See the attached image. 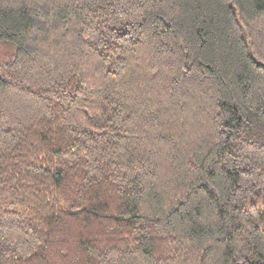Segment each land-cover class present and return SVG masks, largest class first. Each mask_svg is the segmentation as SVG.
Here are the masks:
<instances>
[{
  "label": "trees",
  "instance_id": "obj_1",
  "mask_svg": "<svg viewBox=\"0 0 264 264\" xmlns=\"http://www.w3.org/2000/svg\"><path fill=\"white\" fill-rule=\"evenodd\" d=\"M0 264H264V0H0Z\"/></svg>",
  "mask_w": 264,
  "mask_h": 264
},
{
  "label": "rangeland",
  "instance_id": "obj_2",
  "mask_svg": "<svg viewBox=\"0 0 264 264\" xmlns=\"http://www.w3.org/2000/svg\"><path fill=\"white\" fill-rule=\"evenodd\" d=\"M12 54L14 52V44L8 43L5 45L0 44V56L6 55L7 53Z\"/></svg>",
  "mask_w": 264,
  "mask_h": 264
}]
</instances>
